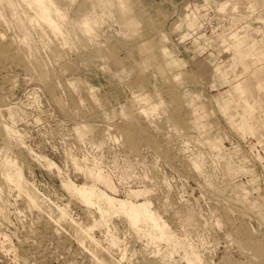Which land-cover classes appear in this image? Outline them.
Returning a JSON list of instances; mask_svg holds the SVG:
<instances>
[{
	"label": "rangeland",
	"instance_id": "1",
	"mask_svg": "<svg viewBox=\"0 0 264 264\" xmlns=\"http://www.w3.org/2000/svg\"><path fill=\"white\" fill-rule=\"evenodd\" d=\"M105 1L57 0L67 13V37L33 20L24 0L0 1V264H98L84 235L99 209L61 183L89 182L66 155L77 147L76 131L105 141L103 163L110 168L130 160L152 209L177 239L151 242L138 231L142 223L132 227L112 214L91 234L104 247L111 234L119 239L108 251L114 264H193L184 255L190 245L200 258L194 264H264V79L251 134L232 119L236 102L222 108L230 84L217 66L232 72L231 59L213 31L227 28L216 27L214 3L224 0H209L211 8L201 12L208 15L194 29L174 23L196 0ZM10 2L20 6V17ZM218 10L238 11L226 4ZM90 12L98 21L88 35L80 23ZM249 15L245 23L264 31L258 12ZM196 31L206 36L195 42ZM236 90L244 92L240 84ZM250 115L242 110L239 119ZM4 125L16 135H6ZM199 155L197 167L191 161ZM14 161L39 192L36 207L7 182Z\"/></svg>",
	"mask_w": 264,
	"mask_h": 264
},
{
	"label": "bare ground",
	"instance_id": "2",
	"mask_svg": "<svg viewBox=\"0 0 264 264\" xmlns=\"http://www.w3.org/2000/svg\"><path fill=\"white\" fill-rule=\"evenodd\" d=\"M8 1H11V0H8ZM24 1L30 7V9L33 10L32 12H34V15L32 16L33 18L31 16H30V18H32L33 20L36 19L37 21L41 22L42 24H43V22L46 23L47 26H49V27H51V29H53L52 32L54 34L58 33V34H61V36L67 37L66 36L67 34L65 33L66 28L63 27L65 25H62L63 21L65 20V13L66 12L64 11L65 12L64 13L62 10V7L61 8L59 7V5L57 4V0H24ZM102 1H104V0H102ZM107 1L108 0H106L105 2L107 3ZM13 2H10V4H9L11 11H12V14H13V16H18V12H19L18 7H20V6L17 7L15 4H13ZM120 2H121V0H120ZM99 3H100V0H99ZM108 3H110V1ZM118 3H119V0H118ZM97 5H101V3L97 4ZM254 6L253 5L250 6L251 7L250 12L254 11V9L256 8ZM95 7H99V6H95ZM96 11H97V9H96ZM91 13L92 12H90V14H89L90 17L87 16V18H86V16H84L86 19L84 20L82 18V21L84 20V22L80 23V26H81V24H83L84 30L87 32V33L83 32V34L85 33V34L89 35L88 32H90L91 30L94 32V29L92 27L96 24V22L94 24L93 21H95V20L98 21V19H96L97 17L95 16L96 17L95 18ZM15 14H17V15H15ZM18 17H20V15ZM18 17H16V19H18ZM20 19H22V18H20ZM99 19H101V17ZM74 22H75V20H74ZM77 22L78 21L76 20V24H78ZM91 22L93 23V26L90 25V24H92ZM71 23H73V22L71 21ZM133 23H136V22L133 21ZM40 24L38 23V25H40ZM42 24L40 27L45 26ZM76 24L73 25L74 26L73 28H75ZM80 26L78 28H80ZM44 28H46V27H44ZM63 28H65V29L63 30ZM90 28H92V29H90ZM69 31H71V30L69 29ZM92 31H91V33H93ZM67 33H69L68 29H67ZM24 35H26V34H24ZM56 36H58V35H56ZM27 38H28V36H27ZM23 39L25 40L26 38L23 37ZM63 39H64V37H63ZM65 39H66L65 41L67 42L68 41L67 39H69V38H65ZM63 43H64V41H63ZM83 126H82V128H83L82 130H84L86 132V130H85L86 127L85 126L83 127ZM3 129H4L5 134L8 136H13V135H16V133H17L5 125H4ZM76 132H75L74 137H75V141L77 143V147L74 150L70 149L69 151H67L66 155H67V158L70 161L71 165L73 166V169L76 170L77 172L81 173V174L84 172L83 175L85 174L84 176H86L89 179V182L77 184L68 177V178L62 179L61 183H62V186L69 193L77 196V198L81 199L84 202V204H87L90 206L96 205L99 209L98 212H100L101 217L99 218V220L98 219L93 220V223L91 225H89V227H87L88 231L84 235V238H86V240L89 241L90 245L92 246L91 250L93 252V255L96 257L95 259L98 261V264L99 263L100 264H114L113 263L114 259H112V258H110V256H108V251H109V248H111L113 246L115 247L120 242H118L119 239L116 236H113L111 234V237L107 241V246L105 245V247H104L103 244H102L103 245L102 246L97 241L98 239L96 240L94 238V236L91 234V231L95 227L101 226L102 224H105L107 222L106 221L107 220L106 218H108L107 216H109V219H110L112 214H120V215L126 217L127 220L129 221V223L132 225V227L137 226L139 223L140 224L142 223L144 226L141 225L142 228H139V230L138 229L137 230L140 232V234H142L141 236L145 235L148 238V240H150L151 242L152 241L153 242L154 241L159 242V241L165 240L168 244L171 242H173L175 244L177 241V239L175 240V238H174L175 235L173 234V232L170 231L167 223L162 219V217L159 214H157L156 211H154L152 209L151 202L146 197L147 194L149 193V189L146 188L145 179L142 176H140V174L135 175L133 164L130 162V160L129 159L126 160L125 163H123L121 166H119L117 163L112 164L113 168H110L106 163H103V155L104 154L102 153V150L104 148L105 141L103 139H101L100 141L96 142L90 136V134L86 135V134H84L85 132H83V135H86V136H81L82 131H80V133L78 132L79 135ZM119 136L120 135H118V134L113 135L112 140H119ZM83 146H85L87 148L85 150H83V148H82ZM98 150H100V151L98 152ZM36 156L39 159L40 158L43 159L48 168H50V169L55 168L58 172H61V168L53 160H51L45 156H38V155H36ZM202 157L203 156L199 155L197 158L194 157L195 159L192 158L191 163H193L195 166L198 167L199 160ZM15 163H16V161H14V166L17 167L18 164L15 165ZM6 179H7V182L15 185L18 188L19 192H24V194L27 196L28 203H30L31 205H34V206L35 205L37 206V204L39 205V203L37 202L39 192L36 188L34 190L29 188L30 183H28V181L26 180V178L23 174L22 167L18 166L17 168H15V172L9 173V174L7 173ZM114 183L116 184L117 187L115 186ZM129 183L130 184L136 183V184L130 185ZM143 186H144V188H143ZM102 187H104L105 189H103ZM136 187H142V188L130 189V188H136ZM119 189H124L125 192L129 189L128 194H126L127 195L126 198L118 197L117 191H119ZM140 198H142L143 201H138ZM62 210L64 211V209H62ZM62 214L64 215L65 212H63ZM105 225H107V223ZM154 243H156V242H154ZM171 245H170V247H171ZM189 245H190V243H189ZM189 245H186V246H189ZM189 247H190L189 250H187L188 247L186 249H184V255L190 262L192 261V263L194 264V262H197V260H198L197 257L199 258V255L194 252L195 251V250H193L194 248L193 249L191 248L192 245H190Z\"/></svg>",
	"mask_w": 264,
	"mask_h": 264
},
{
	"label": "crops",
	"instance_id": "3",
	"mask_svg": "<svg viewBox=\"0 0 264 264\" xmlns=\"http://www.w3.org/2000/svg\"><path fill=\"white\" fill-rule=\"evenodd\" d=\"M242 1L243 0H224L214 3L216 6L215 11L218 12L220 18L216 27H222L226 22L227 28H222L220 32H217V30L213 32L220 38V42L225 48L224 51L229 54L231 59L228 69L232 72H228V70H223L217 66V73L221 76L222 82L230 84V89L227 90L229 98L225 99L226 102L222 108L225 111L228 104L236 102L238 108L235 112V118L232 119H234L237 126L239 123L243 124L246 128L247 125H249L251 129H246V131L253 134L256 127L252 119L256 115L258 108L263 105L260 92L262 91V82L264 79V31L262 26L252 27L245 22L247 21L246 19H249L248 15L251 13L250 6L255 5L256 8L253 12H258L256 19L262 22L264 27V1L244 0L246 3L244 10H242ZM225 4L226 6L228 5V7L231 5L237 7L238 11L236 10L231 14H229V11L226 13L220 12L218 7ZM209 8H211L209 0H196L192 6L190 3L187 4V12L174 23V28H180L184 23L187 28L194 29L198 26L197 22L201 19H205L206 15H208L207 13L201 14V12L207 11ZM242 23L245 24L241 26ZM196 34H198V36L194 38L195 42H198L199 38L206 36V34L201 31H196ZM184 35L185 34H183V37ZM182 41H184V39H182ZM162 52L166 54L164 49ZM230 78L234 79L231 83ZM237 84H240L243 88L244 92L242 94L236 90ZM242 110H248L252 115L242 121L239 119V114H242ZM228 114L234 117V114H230V112H228ZM259 211L264 213L262 210Z\"/></svg>",
	"mask_w": 264,
	"mask_h": 264
}]
</instances>
